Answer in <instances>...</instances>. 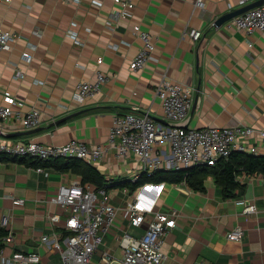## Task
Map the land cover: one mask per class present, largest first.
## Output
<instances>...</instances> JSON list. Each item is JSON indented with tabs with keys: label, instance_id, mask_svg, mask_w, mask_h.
Returning <instances> with one entry per match:
<instances>
[{
	"label": "crops",
	"instance_id": "obj_1",
	"mask_svg": "<svg viewBox=\"0 0 264 264\" xmlns=\"http://www.w3.org/2000/svg\"><path fill=\"white\" fill-rule=\"evenodd\" d=\"M194 2L132 0L130 15L117 25L109 19L112 0L0 3V26L16 35L12 47L0 51V105L5 94H11L26 108L40 110L39 126L27 130L8 123L0 127V140L61 145L77 139L88 146L107 145L114 116L127 112L148 114L166 124L155 95L163 75L193 90L188 127L243 124L264 129V37L257 32L246 35L227 22L214 26L221 15L241 7L239 0H206L204 9ZM134 24L155 42L151 59L140 70L129 68L141 46L132 34ZM188 27L201 30L202 37L192 41L183 35ZM23 52L31 54L30 60L22 58ZM99 71L106 82L92 96L79 100L77 84L94 82ZM252 141L264 148L256 138ZM85 163L102 175L117 210L102 245L114 257L112 264L121 259V235L138 236L144 231V226L128 223L135 195L145 212L176 214V228L164 236L162 264H264V177H241L245 188L229 198L223 197L211 176L203 190L185 182H161L131 191L122 184L133 183L142 174V162L134 154L118 158L108 145L100 160ZM36 167L29 157L0 155V219L10 214L12 231V240L2 249L7 255L38 252V264H62L40 236L64 232L63 210L48 200L60 184L79 176L54 167H45L46 175ZM15 198L24 199V205L15 206ZM247 203L254 204L257 212L244 213ZM53 213L61 215L56 223L48 219ZM236 227L244 230L242 240H228L227 232ZM100 256L101 251L93 260Z\"/></svg>",
	"mask_w": 264,
	"mask_h": 264
},
{
	"label": "built area",
	"instance_id": "obj_2",
	"mask_svg": "<svg viewBox=\"0 0 264 264\" xmlns=\"http://www.w3.org/2000/svg\"><path fill=\"white\" fill-rule=\"evenodd\" d=\"M63 2L78 3L79 0H62ZM113 9L109 19L117 25L121 18L130 15L129 7L132 0H112ZM206 0H195L194 6L204 9ZM256 0H239L240 6H245ZM11 0H0V3H10ZM230 28L244 32L246 35L260 33L264 37V4L251 8L227 21ZM132 34L141 41L137 54L130 60L131 70H140L151 59L155 49L152 35L139 24H134ZM202 31L188 27L183 35L192 41L202 37ZM16 35L0 26V51H7L12 47ZM248 46H252L249 42ZM22 58L30 60L31 54L23 52ZM99 58L97 63H101ZM106 77L99 71L94 82H79L76 86L77 97H85L96 93ZM192 88L177 81L170 80L163 75L158 82L155 95L167 122H156L150 115H137L127 112L116 115L109 128L107 145L95 144L88 146L84 141L73 139L61 145H46L41 142H14L0 140V155L15 157H29L34 161H49L56 158H77L87 163L100 160L108 145L116 150L118 158L134 154L142 162L141 171L151 174L156 170H186L195 165H214L221 158H228L232 151L247 152L264 155V148L252 141L256 138L264 145V129H258L243 124L234 126H205L191 128L186 124V118L192 104ZM8 123H15L24 129H33L40 124V110L31 106L26 108L23 101L11 94H5L4 104L0 105V127ZM2 129V128H0ZM167 147V149L165 148ZM37 172H44L42 166L36 167ZM138 178H135V181ZM59 206L65 215L63 233L53 232L42 234L43 244L56 251L62 264H112L114 257L102 248L104 236L116 219L117 210L109 201L105 187L94 188L83 185L80 179L66 181L60 184L56 193L48 200ZM24 199L15 198L13 204L23 206ZM244 213H256L257 208L247 203ZM129 226L144 231L134 236L124 232L120 237L122 255L120 264H162L165 258L163 243L165 234L176 228V214L156 210L152 213L142 210L135 195L128 210ZM59 213L49 214L52 223L60 220ZM0 226L7 230L4 244L12 240L10 230V214H4L0 219ZM244 236L242 227H236L226 234L231 241H241ZM0 247L1 264H38V252L15 251L10 255ZM98 261L95 256L100 253ZM197 264H203L198 262Z\"/></svg>",
	"mask_w": 264,
	"mask_h": 264
},
{
	"label": "trees",
	"instance_id": "obj_3",
	"mask_svg": "<svg viewBox=\"0 0 264 264\" xmlns=\"http://www.w3.org/2000/svg\"><path fill=\"white\" fill-rule=\"evenodd\" d=\"M36 166L54 167L57 170L74 173L79 176L83 185H92L94 188L104 187L102 175L93 167L77 158H56L49 161H34ZM258 175L264 177V155L247 152L232 151L228 158L217 160L214 165L199 164L186 170L160 169L148 174L143 172L133 183L122 184L131 191L146 183L167 182L178 184L185 182L195 190L204 189V181L211 176L214 183L222 189L223 197H235L245 188L240 181L243 176ZM7 230L0 226V247H3Z\"/></svg>",
	"mask_w": 264,
	"mask_h": 264
},
{
	"label": "water",
	"instance_id": "obj_4",
	"mask_svg": "<svg viewBox=\"0 0 264 264\" xmlns=\"http://www.w3.org/2000/svg\"><path fill=\"white\" fill-rule=\"evenodd\" d=\"M262 4H264V0H256L250 4L242 6L236 10L227 12V13L221 15L219 18H217V20L214 23V26H221L222 24L226 23L228 20L232 19L233 17L240 15L243 12H245L251 8L260 6ZM14 135H16V134H9V136H14Z\"/></svg>",
	"mask_w": 264,
	"mask_h": 264
},
{
	"label": "rangeland",
	"instance_id": "obj_5",
	"mask_svg": "<svg viewBox=\"0 0 264 264\" xmlns=\"http://www.w3.org/2000/svg\"><path fill=\"white\" fill-rule=\"evenodd\" d=\"M113 264H119V263H116V262H115V263H113Z\"/></svg>",
	"mask_w": 264,
	"mask_h": 264
}]
</instances>
